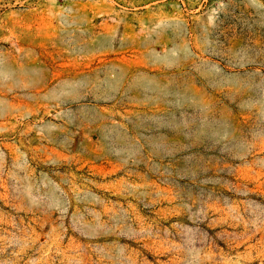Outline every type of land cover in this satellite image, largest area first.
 Returning <instances> with one entry per match:
<instances>
[{"label":"rangeland","instance_id":"1","mask_svg":"<svg viewBox=\"0 0 264 264\" xmlns=\"http://www.w3.org/2000/svg\"><path fill=\"white\" fill-rule=\"evenodd\" d=\"M0 264H264V0H0Z\"/></svg>","mask_w":264,"mask_h":264}]
</instances>
